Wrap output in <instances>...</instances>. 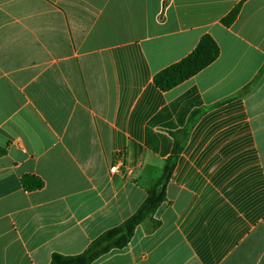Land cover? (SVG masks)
<instances>
[{
    "label": "crops",
    "instance_id": "obj_1",
    "mask_svg": "<svg viewBox=\"0 0 264 264\" xmlns=\"http://www.w3.org/2000/svg\"><path fill=\"white\" fill-rule=\"evenodd\" d=\"M204 35L218 58L157 89ZM195 110L166 201L92 264H264V0H0V264L77 255L121 225Z\"/></svg>",
    "mask_w": 264,
    "mask_h": 264
},
{
    "label": "trees",
    "instance_id": "obj_2",
    "mask_svg": "<svg viewBox=\"0 0 264 264\" xmlns=\"http://www.w3.org/2000/svg\"><path fill=\"white\" fill-rule=\"evenodd\" d=\"M240 8L241 4L236 5L222 19L221 23L226 27L232 25L240 12ZM219 54L220 48L217 43L211 36L204 35L187 56L157 72L153 76L152 82L157 89L166 92L208 67L218 58ZM250 88L251 84L245 86L237 96L245 95ZM201 115V110L193 111L183 128L171 132L173 145L168 157L164 160L162 175L147 189L144 203L131 217L121 225L102 233L80 254H52L49 264H92L112 250L125 248L132 239L136 227L145 219L151 218L166 201V186L186 146L189 134ZM7 151V147H0V158L5 156ZM20 182L26 192L40 190L44 187V182L34 175H23ZM158 224L156 222L155 226Z\"/></svg>",
    "mask_w": 264,
    "mask_h": 264
},
{
    "label": "built area",
    "instance_id": "obj_3",
    "mask_svg": "<svg viewBox=\"0 0 264 264\" xmlns=\"http://www.w3.org/2000/svg\"><path fill=\"white\" fill-rule=\"evenodd\" d=\"M120 162H121V157L119 158V160H117V164H115V165L110 167V172L111 173H114V172H116L118 170V165H119Z\"/></svg>",
    "mask_w": 264,
    "mask_h": 264
}]
</instances>
